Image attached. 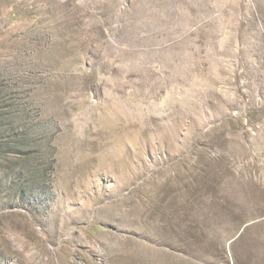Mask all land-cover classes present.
Here are the masks:
<instances>
[{
    "label": "rangeland",
    "instance_id": "obj_1",
    "mask_svg": "<svg viewBox=\"0 0 264 264\" xmlns=\"http://www.w3.org/2000/svg\"><path fill=\"white\" fill-rule=\"evenodd\" d=\"M0 264H264V0H0Z\"/></svg>",
    "mask_w": 264,
    "mask_h": 264
}]
</instances>
